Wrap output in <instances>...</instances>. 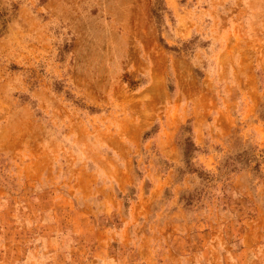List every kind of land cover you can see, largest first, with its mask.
I'll list each match as a JSON object with an SVG mask.
<instances>
[{"label":"rangeland","instance_id":"obj_1","mask_svg":"<svg viewBox=\"0 0 264 264\" xmlns=\"http://www.w3.org/2000/svg\"><path fill=\"white\" fill-rule=\"evenodd\" d=\"M0 264H264V0H0Z\"/></svg>","mask_w":264,"mask_h":264}]
</instances>
